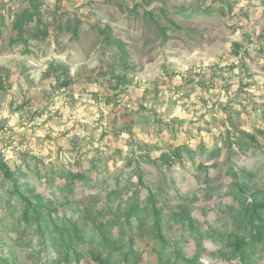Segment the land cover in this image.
Instances as JSON below:
<instances>
[{
	"label": "rangeland",
	"instance_id": "rangeland-1",
	"mask_svg": "<svg viewBox=\"0 0 264 264\" xmlns=\"http://www.w3.org/2000/svg\"><path fill=\"white\" fill-rule=\"evenodd\" d=\"M27 1L0 0V69L10 72L11 85L0 92V124L5 123L0 150L7 151V165L22 173L16 175L19 191L42 199L58 225L75 227L68 236L79 264H96L91 254L100 251L111 255V264H154L158 242L150 238L147 207L140 209V222L114 229L120 233L116 248L111 239L101 244L90 219L114 189L111 206L129 209L126 197L137 191L141 174L163 205L162 232L170 248L201 264L234 260L233 239H227L234 232L231 175L237 173L251 190L264 188V148L230 161L225 149L209 161L198 148H214L213 119L223 115L219 103L240 113L233 116L239 129L264 128V0H42L49 38L30 40L25 53L9 39L11 20ZM198 8L210 13L187 17L178 12ZM102 32L122 41L133 63L127 70L130 83L117 91L108 89L107 71L118 60L103 53ZM236 43L244 51L241 59L234 56ZM51 65L68 67L69 89L59 88L64 77ZM183 143L193 150L185 167L165 170L140 158L145 153L155 158L167 145ZM74 160L86 179L69 190L59 174L75 171L69 168ZM200 161L208 168L197 169ZM9 191L0 174V256L33 264L38 235L34 225L19 224L23 203ZM146 194L140 192L142 201ZM181 208L190 212L193 230L174 220ZM130 237L137 256L125 259L122 246ZM259 255H253L256 263L264 264V254Z\"/></svg>",
	"mask_w": 264,
	"mask_h": 264
},
{
	"label": "trees",
	"instance_id": "trees-1",
	"mask_svg": "<svg viewBox=\"0 0 264 264\" xmlns=\"http://www.w3.org/2000/svg\"><path fill=\"white\" fill-rule=\"evenodd\" d=\"M43 6L42 0H28L27 6L20 12L16 13L11 20L13 35L9 39L10 45H22L24 52L29 53L28 44L30 40L40 41L49 38V29L42 19L41 8ZM163 13L164 9H160ZM131 12H135L131 10ZM185 16L190 17L193 15L206 17L210 11L207 9L198 8L191 12L185 10H178ZM151 13L148 12L150 16ZM175 26V24L172 22ZM79 21H76L72 30L73 37L77 36ZM58 28L59 25H57ZM163 33V32H162ZM165 36V35H164ZM103 42V53H108L109 56L117 58L118 64L115 62L110 63L107 73L110 74L108 81V89L117 91L122 86H127L130 81L127 79V70L133 67L129 59V54L125 50L124 43L117 39L111 32H102L101 36ZM234 56L241 59L244 54L241 50L240 44L234 45ZM242 52V53H241ZM242 54V55H241ZM117 64V65H116ZM117 66L119 69H117ZM131 66V67H130ZM55 70H60L63 75V80L59 83L60 89H69L73 85V79L69 75V69L65 65H51ZM114 80V84L111 83ZM10 72L7 69H0V92L6 91L10 88ZM193 83L194 81L188 80ZM198 86L202 87L204 84L200 81ZM25 102L16 107L17 110H22ZM222 110V117L214 118L215 128L218 135L214 137V148L207 150L203 145L199 146V154L203 157L207 155L209 161L216 160L223 149L227 154V161H230L232 156L237 154H244L248 150L263 149L264 148V128H257L254 125L250 131L241 130L239 126L233 122V116H239L240 113L233 110L226 105L220 104ZM243 113L250 115V113L243 107ZM209 128L208 132L212 129L210 123L205 121ZM4 122L0 124V132L4 129ZM121 130V129H120ZM129 132V129H127ZM120 131L118 130V134ZM8 143H12L9 141ZM220 144V145H219ZM15 148V147H14ZM186 158L193 161V150L187 144H180L178 146L167 145L163 148L159 155L151 158L149 153H145L140 157L143 162H148L156 168L171 170L176 167H185ZM108 158V157H107ZM131 162L128 163L130 166ZM212 166H214L212 164ZM62 169L59 174V179L64 181V187L72 190L78 182L86 179L85 173L81 170L79 160H74L69 168ZM208 167L202 161L197 165V169L204 170ZM139 163L135 166V172H139ZM0 174L2 175L3 182L8 181L11 186V194L17 195V198L23 203L19 224L24 226L34 225V231L38 235V243L35 247V261L33 264H79V257L74 251L72 243L68 236L69 231L76 232L75 227L68 229L65 224L58 225L56 219L53 217L51 210H46L43 205V200L37 198L31 200L19 191L17 174H22L20 171H13L6 163L5 159L0 156ZM138 174V173H137ZM233 187L234 192L233 213L231 215V224L234 227V232L228 238H232L230 247L234 253V260L226 259L227 264H257L253 255L258 252L260 255L257 258H263L264 254V188L251 190L248 185L240 179V176L233 172ZM141 174L136 175L137 191L126 197V201L131 204L129 209L125 212H120V209L111 206L110 196L117 194L118 190L111 191L106 199V206L101 211L90 216L92 221V229L100 238L101 244L105 245L111 239L112 246L118 247V238L120 233H114V229L119 226H131L133 222H140V209L148 208L152 218V234L153 240L158 242L155 249L156 262L154 264H201L194 258H188L181 254L176 248H170V243L166 240L162 232L163 227V214L162 207L156 201V195L151 190L147 189L144 185ZM146 191V196L143 201L140 192ZM101 217V219H99ZM174 220L179 223H187L188 227L193 230V219L188 209L181 208L173 215ZM141 230V226H137V231ZM208 234L211 229H207ZM216 240V237H213ZM133 239L130 237L128 241L122 246L126 249L124 258L132 255L133 258L137 256L134 252ZM255 253H250L253 251ZM91 259L96 264H111V255H104L100 251L91 254ZM0 264H23L19 261L10 259L7 256H0ZM132 264H137L133 261Z\"/></svg>",
	"mask_w": 264,
	"mask_h": 264
},
{
	"label": "built area",
	"instance_id": "built-area-1",
	"mask_svg": "<svg viewBox=\"0 0 264 264\" xmlns=\"http://www.w3.org/2000/svg\"><path fill=\"white\" fill-rule=\"evenodd\" d=\"M0 156L3 157V158L7 157V151H6V149L1 148V150H0Z\"/></svg>",
	"mask_w": 264,
	"mask_h": 264
}]
</instances>
